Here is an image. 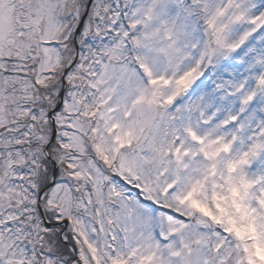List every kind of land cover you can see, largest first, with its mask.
<instances>
[{
	"label": "snow or ice",
	"instance_id": "1",
	"mask_svg": "<svg viewBox=\"0 0 264 264\" xmlns=\"http://www.w3.org/2000/svg\"><path fill=\"white\" fill-rule=\"evenodd\" d=\"M0 264H264V0H0Z\"/></svg>",
	"mask_w": 264,
	"mask_h": 264
}]
</instances>
